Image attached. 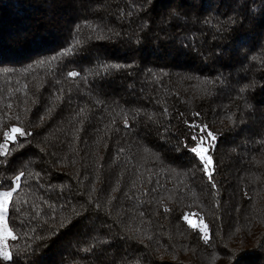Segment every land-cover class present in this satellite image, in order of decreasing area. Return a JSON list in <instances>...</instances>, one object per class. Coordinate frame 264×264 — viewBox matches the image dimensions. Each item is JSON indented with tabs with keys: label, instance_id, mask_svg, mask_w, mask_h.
Wrapping results in <instances>:
<instances>
[{
	"label": "trees",
	"instance_id": "trees-1",
	"mask_svg": "<svg viewBox=\"0 0 264 264\" xmlns=\"http://www.w3.org/2000/svg\"><path fill=\"white\" fill-rule=\"evenodd\" d=\"M13 127L0 264H264V0H0Z\"/></svg>",
	"mask_w": 264,
	"mask_h": 264
},
{
	"label": "snow or ice",
	"instance_id": "snow-or-ice-1",
	"mask_svg": "<svg viewBox=\"0 0 264 264\" xmlns=\"http://www.w3.org/2000/svg\"><path fill=\"white\" fill-rule=\"evenodd\" d=\"M55 59V57H53ZM108 67V66H106ZM110 67L113 68H120L121 65L114 64L110 65ZM69 76L75 77L77 76V73L75 72H69ZM243 91V90H242ZM196 115H199L198 113ZM126 127L129 125L125 124ZM190 127H192L194 130L199 129V132H194L191 135V139L194 143V145H188L186 144V148L188 152H190L193 156V165L198 166L202 168L204 174L209 178V182L212 181V177L214 174V160L211 156V151L215 148V135L207 130L206 126H200L193 122ZM11 133L13 134H19L21 137L25 136L26 133L17 127L11 128ZM203 133H206V136L203 135ZM4 140L5 145H0V156L5 155V153L8 151L6 145L9 140L15 142L16 136L12 135L10 136L8 132L4 133ZM206 145V146H205ZM198 162V164H197ZM212 169V171H210ZM24 175L23 172H21L19 175L15 176V180L12 181L9 185L10 190H4L0 191V260H3L5 262H11L13 261V255L10 251H8V245L7 241L9 239L15 240L16 236L13 234V231L10 229L8 225V216L10 211V203L13 197V194L17 191L19 188V181L21 180V177ZM212 187L215 188L216 185L213 183ZM165 211H168V209H165ZM182 219L189 225V227L195 229L196 226L193 224L191 220H189L187 215H184ZM199 223L203 224V220L199 221ZM204 229L208 228L207 224H203ZM201 239L208 243L210 237L207 234H204L203 231L201 233Z\"/></svg>",
	"mask_w": 264,
	"mask_h": 264
},
{
	"label": "rangeland",
	"instance_id": "rangeland-1",
	"mask_svg": "<svg viewBox=\"0 0 264 264\" xmlns=\"http://www.w3.org/2000/svg\"><path fill=\"white\" fill-rule=\"evenodd\" d=\"M9 135L12 136V135H15V134L10 133ZM0 191H4V190H0ZM188 218H189V220H191L193 222V224L196 226V228L200 229V231L205 232V229L203 227V224L199 223V221H201V220L197 216H195V215H188Z\"/></svg>",
	"mask_w": 264,
	"mask_h": 264
}]
</instances>
